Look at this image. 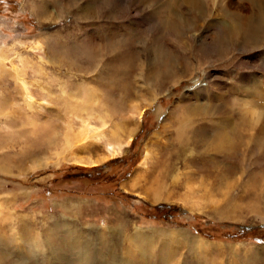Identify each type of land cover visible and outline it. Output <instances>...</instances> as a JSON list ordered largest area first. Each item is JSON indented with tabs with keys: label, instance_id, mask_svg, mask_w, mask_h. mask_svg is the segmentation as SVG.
<instances>
[{
	"label": "rangeland",
	"instance_id": "374dc122",
	"mask_svg": "<svg viewBox=\"0 0 264 264\" xmlns=\"http://www.w3.org/2000/svg\"><path fill=\"white\" fill-rule=\"evenodd\" d=\"M177 1L0 0V264H264V38L227 33L252 0Z\"/></svg>",
	"mask_w": 264,
	"mask_h": 264
},
{
	"label": "bare ground",
	"instance_id": "6f19581e",
	"mask_svg": "<svg viewBox=\"0 0 264 264\" xmlns=\"http://www.w3.org/2000/svg\"><path fill=\"white\" fill-rule=\"evenodd\" d=\"M151 3L152 2H159V1H162V0H149ZM176 1V0H175ZM178 1H183L184 3H182V4H186V6L188 5L189 7H194V8H196L197 6L199 7V10H200V12H202L203 14H205L206 12H205V10L202 8V6H203V3L201 2V1H205V0H178ZM177 1V2H178ZM206 1H211V0H206ZM205 1V2H206ZM214 2H219V0H213ZM232 5H234V0H228ZM245 1V0H244ZM212 2V1H211ZM215 4V3H214ZM246 4L248 5V9H250V10H248L247 8H245V7H241V8H239V7H234V12H236L234 15H230L231 17H232V20H234V21H238V22H234V21H232L231 19H230V21H228L229 23V26L230 27H227L228 29V31H227V33L229 32V35L230 36H232V38L234 39V38H238V39H242L243 40V38H244V35H247L246 33H245V31L246 32H249V29H254V30H258V31H260V34H261V36L264 38V0H252L251 1V3H247L246 2ZM213 5V4H212ZM188 7V8H189ZM219 7H221V11L222 12H224V11H226L224 8H223V6L221 5V6H219L218 5V8ZM190 9V8H189ZM209 9H210V7H209ZM225 13V12H224ZM227 14H228V12H226ZM207 14V13H206ZM231 14V13H230ZM226 15V14H225ZM229 15V14H228ZM236 17H238L237 19H236ZM228 19H229V17H227ZM226 24V23H225ZM223 25V24H222ZM213 26L215 27V25H214V23H213ZM227 26V25H226ZM225 26V27H226ZM212 27V26H211ZM226 35V34H225ZM224 35V36H225ZM225 40H226V38H225ZM227 40H229V39H227ZM234 41H236V40H234ZM243 42V41H242ZM222 44H224L225 45V43H222ZM228 44V43H227ZM229 46H231V45H229ZM237 46V45H236ZM225 47H226V45H225ZM227 48V47H226ZM227 50V49H226ZM229 52V51H228ZM3 59H5V57H2L1 58V60H3ZM3 65V64H2ZM0 68H2V67H0ZM16 70V72H17V76L18 77H20V78H22V75H23V72H25V70L23 71V70H21V71H23V72H19V70L18 69H15ZM202 70V69H201ZM4 71L3 70H0V75L3 77V76H5V74L3 73ZM1 78V77H0ZM5 78V77H4ZM6 79V78H5ZM19 81H21L22 82V85H23V90H24V93H25V102L28 104L29 103V101L31 100V97H30V93L28 92V85H29V83L28 82H26L24 79H20ZM3 83V82H2ZM255 93L257 92V91H254ZM257 94H259L260 96L259 97H257V99L256 100H258L256 103H258L259 104V107L260 108H264V93H257ZM257 96V95H256ZM31 103V102H30ZM28 104V105H30L31 106V104ZM194 106H197V105H192L191 106V108H193ZM263 111V110H262ZM136 112V111H135ZM140 113V112H139ZM140 115V114H139ZM258 116V115H257ZM262 118H263V120H264V114L263 115H260V116H258V120L255 122V123H253V124H256L255 125V129L254 130H257L258 131V129L256 128L258 125L257 124H259V122L262 120ZM264 125V124H263ZM87 127L85 128V130H82V132L79 134V137L81 138L82 136L84 137V136H86V135H89L88 134V131H90L89 130V126L90 125H86ZM88 129V130H87ZM251 129V128H250ZM95 129H92L91 131H94ZM254 130L252 129V130H249L248 132L249 133H252V139H245V138H243V139H240V140H242V141H240L239 140V146L240 147H242V148H244V147H246L247 148V146L248 145H251V144H253L254 145V147L257 145V144H259L260 142L259 141H256L255 140V138L256 137H254V134H253V132H254ZM90 131V132H91ZM97 131V130H96ZM89 132V133H90ZM262 132V131H261ZM177 134H178V138H177V141L178 142H181V139H183L184 137H185V135H186V132H185V129L183 128V127H180L178 130H177ZM102 136V134L100 135V137ZM111 136V135H110ZM78 137V138H79ZM117 135L116 134H114L113 135V140L114 139H117ZM197 141H199V140H197ZM249 141H250V143H249ZM67 142H68V139H67ZM121 142H122V139H119V137H118V139L116 140V142H115V145H113V143H112V146L110 145V148L108 149L109 150V153H108V158H114V157H116V156H118L120 153V151L122 150V148H121ZM236 146V145H235ZM255 149V148H254ZM174 150V148H172V149H169V154H168V156H171V158H169V157H166V158H168L165 162H163V164L162 165H164L163 166V168H165L166 170H163V174L162 175H164V176H158L156 179H155V182L153 183V185L151 186V188H150V190L148 191L149 193H153V194H155L156 195V197H153L155 200H158V199H162L163 198V196H162V191L161 190H163V188H164V186H166V184H165V182L167 181V179H168V177L169 176H171L172 175V169L176 166V164L177 163H179L180 165H182V164H185V163H187V160H190L191 158L190 157H187V153L185 152V149H182V148H180L177 152H171V151H173ZM75 153V152H74ZM122 153V152H121ZM174 156V157H173ZM230 156H232V154H230V155H228L227 157L229 158ZM150 157V155L148 156V158ZM174 160H176L175 162H174ZM71 161H74V162H76L77 164H81V159L80 158H78V157H76V155H72L71 156ZM104 161H105V159H104ZM104 161H98V162H96V161H94V162H88V163H90V164H92V165H97V164H100V163H102V162H104ZM189 163H192V160L189 162ZM159 164V163H158ZM83 165H85V164H83ZM191 165V164H190ZM162 168V169H163ZM162 171V170H161ZM166 173H165V172ZM221 171V170H220ZM165 173V174H164ZM160 175V174H159ZM168 191V190H167ZM165 192H166V190H165ZM165 195H166V193H164ZM167 196H168V199H169V197H172V194H169V193H167ZM166 196V197H167ZM152 198V199H153ZM166 199V198H165ZM154 201V200H153ZM162 201V200H161ZM165 201V200H164ZM236 207H238V206H236ZM250 209H252L251 207H250ZM236 211H238V210H236ZM235 211V212H236ZM111 248V247H110ZM113 250V249H112ZM61 258V257H60Z\"/></svg>",
	"mask_w": 264,
	"mask_h": 264
}]
</instances>
